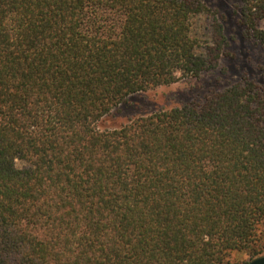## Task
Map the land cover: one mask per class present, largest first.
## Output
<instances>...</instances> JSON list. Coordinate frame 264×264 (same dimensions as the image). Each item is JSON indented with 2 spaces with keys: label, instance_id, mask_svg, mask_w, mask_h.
<instances>
[{
  "label": "trees",
  "instance_id": "trees-1",
  "mask_svg": "<svg viewBox=\"0 0 264 264\" xmlns=\"http://www.w3.org/2000/svg\"><path fill=\"white\" fill-rule=\"evenodd\" d=\"M207 10L0 0V264H226L264 240L263 85L243 76L96 127L129 95L218 66L222 24L208 41L193 34ZM240 13L264 48V0Z\"/></svg>",
  "mask_w": 264,
  "mask_h": 264
},
{
  "label": "rangeland",
  "instance_id": "rangeland-1",
  "mask_svg": "<svg viewBox=\"0 0 264 264\" xmlns=\"http://www.w3.org/2000/svg\"><path fill=\"white\" fill-rule=\"evenodd\" d=\"M202 1L208 10L194 20L193 34L208 41L212 20L216 18L222 24L223 34L229 42L226 46L228 54L220 58L216 68L203 71L198 76L180 78L174 83L129 95L96 123L99 130L116 129L136 117L199 101L211 91L221 90L243 76L264 86V48L243 34L240 24L241 0ZM257 27L264 29V19L257 20ZM17 165L20 167L23 164L17 161ZM252 249L260 250L257 256L263 255L264 240L255 243L249 250L233 251L226 264H242Z\"/></svg>",
  "mask_w": 264,
  "mask_h": 264
},
{
  "label": "water",
  "instance_id": "water-1",
  "mask_svg": "<svg viewBox=\"0 0 264 264\" xmlns=\"http://www.w3.org/2000/svg\"><path fill=\"white\" fill-rule=\"evenodd\" d=\"M245 264H264V254L251 259Z\"/></svg>",
  "mask_w": 264,
  "mask_h": 264
}]
</instances>
